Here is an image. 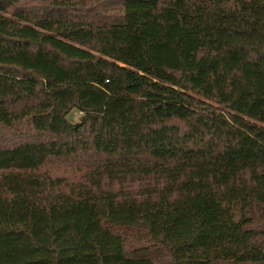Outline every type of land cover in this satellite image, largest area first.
Returning a JSON list of instances; mask_svg holds the SVG:
<instances>
[{
	"label": "trees",
	"instance_id": "obj_1",
	"mask_svg": "<svg viewBox=\"0 0 264 264\" xmlns=\"http://www.w3.org/2000/svg\"><path fill=\"white\" fill-rule=\"evenodd\" d=\"M74 259L264 264V0H0V264Z\"/></svg>",
	"mask_w": 264,
	"mask_h": 264
},
{
	"label": "rangeland",
	"instance_id": "obj_2",
	"mask_svg": "<svg viewBox=\"0 0 264 264\" xmlns=\"http://www.w3.org/2000/svg\"><path fill=\"white\" fill-rule=\"evenodd\" d=\"M78 117V113L76 111H72L70 114V119L75 121ZM61 168V167H60ZM62 171H57V173L61 174ZM68 264H91L90 261L82 260V259H74L68 262Z\"/></svg>",
	"mask_w": 264,
	"mask_h": 264
}]
</instances>
